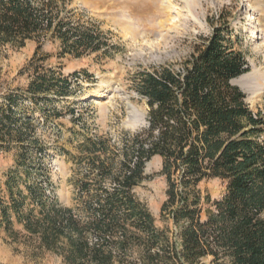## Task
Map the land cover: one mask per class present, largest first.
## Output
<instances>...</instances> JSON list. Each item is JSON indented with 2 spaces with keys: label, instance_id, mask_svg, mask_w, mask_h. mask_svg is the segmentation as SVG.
<instances>
[{
  "label": "trees",
  "instance_id": "16d2710c",
  "mask_svg": "<svg viewBox=\"0 0 264 264\" xmlns=\"http://www.w3.org/2000/svg\"><path fill=\"white\" fill-rule=\"evenodd\" d=\"M54 2L0 0V46L40 43L49 34L62 54L99 50L98 35L71 28ZM231 35L214 26L181 71L162 66L133 76L147 125L123 131L129 138L120 148L104 135L86 136L75 156L85 170L71 180L73 206L50 200L31 181L30 154L41 146L29 117L17 115L16 96L7 94L0 148L15 156L0 181V230L19 235L13 226H20L36 249L64 264H264V115L252 112L231 82L248 71ZM69 86L66 77L36 70L25 91L38 101L66 96ZM156 155L167 185L160 214L176 226L172 238L133 192ZM208 178L221 179L225 189L202 220L198 185Z\"/></svg>",
  "mask_w": 264,
  "mask_h": 264
},
{
  "label": "rangeland",
  "instance_id": "374dc122",
  "mask_svg": "<svg viewBox=\"0 0 264 264\" xmlns=\"http://www.w3.org/2000/svg\"><path fill=\"white\" fill-rule=\"evenodd\" d=\"M54 1L53 11L71 28L93 30L98 35L103 42L99 50L79 56L62 54L59 42L49 34L40 43L27 40L19 48L0 46V105L12 94L17 100V115L29 117L41 146L31 151L30 179L45 188L50 200L75 205L71 180L76 171L85 170L83 162L76 165L75 156L86 136L104 135L120 148L129 138L123 131L147 125L148 106L134 89L133 76L162 66L181 71L214 26L229 30L232 46L243 52L247 72L252 73L250 89L244 91L235 85L245 93L252 112L264 115V0ZM36 70L68 78V94L49 93L46 99L31 100L25 89ZM14 156L15 149L0 148V181L14 164ZM161 162L156 155L145 163L146 179L133 192L146 205L155 225L167 229L172 238L176 226L160 214L167 187L160 174ZM198 189L203 220L213 201L223 194L225 183L208 178ZM13 229L19 235L0 230V264H64L59 256L36 249L21 234L20 226ZM134 256L130 254L128 260Z\"/></svg>",
  "mask_w": 264,
  "mask_h": 264
},
{
  "label": "bare ground",
  "instance_id": "6f19581e",
  "mask_svg": "<svg viewBox=\"0 0 264 264\" xmlns=\"http://www.w3.org/2000/svg\"><path fill=\"white\" fill-rule=\"evenodd\" d=\"M259 74H260L259 77L262 80L263 74L262 73H259ZM251 79H252V73L251 72H245V73L241 74L240 76L236 77L235 79H233L232 83L239 85L242 88V90L247 91L250 89V80ZM261 87L264 89V81L262 82ZM131 108H133V107H131ZM139 119H143V118L140 116Z\"/></svg>",
  "mask_w": 264,
  "mask_h": 264
},
{
  "label": "water",
  "instance_id": "95a60500",
  "mask_svg": "<svg viewBox=\"0 0 264 264\" xmlns=\"http://www.w3.org/2000/svg\"><path fill=\"white\" fill-rule=\"evenodd\" d=\"M233 80V79H232ZM232 80H231V82H232ZM137 123H134L133 125H136Z\"/></svg>",
  "mask_w": 264,
  "mask_h": 264
}]
</instances>
